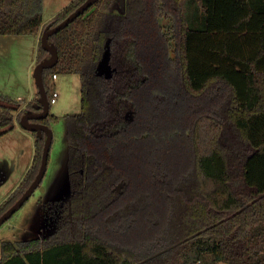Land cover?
Masks as SVG:
<instances>
[{"label": "trees", "instance_id": "obj_1", "mask_svg": "<svg viewBox=\"0 0 264 264\" xmlns=\"http://www.w3.org/2000/svg\"><path fill=\"white\" fill-rule=\"evenodd\" d=\"M85 1L44 25V0H0V36L43 34ZM183 3L99 0L50 37L49 99L54 75L81 80L69 202L48 238L3 242L0 264H264V0H198L191 18ZM38 98L19 111L0 94V138ZM33 134L0 217L39 172L45 137Z\"/></svg>", "mask_w": 264, "mask_h": 264}, {"label": "rangeland", "instance_id": "obj_2", "mask_svg": "<svg viewBox=\"0 0 264 264\" xmlns=\"http://www.w3.org/2000/svg\"><path fill=\"white\" fill-rule=\"evenodd\" d=\"M46 1L49 5L54 2ZM196 1L198 2L193 0L197 5ZM67 2L70 1L61 0L52 7L55 9L59 4H69ZM193 2L187 3V0H184L183 3L189 18L192 11H195ZM51 8L49 7L50 11ZM39 45L35 35L0 36V94L21 103L19 111L27 108L34 96L39 97L34 78V70L39 63ZM55 90L60 97L56 104L51 105L50 114L58 119L50 123L54 139L48 169L41 186L29 201L0 227V259L3 242L44 240L52 235L60 226L65 205L69 202V143L66 117L81 111L80 77L76 74H61L59 80L55 81ZM34 139L35 136L23 127L17 130L15 128L0 138V201L16 188L24 172H28L33 163ZM187 254L189 257L195 256L194 250L190 248L187 249ZM207 258L211 260L212 256ZM181 262L183 263L184 259Z\"/></svg>", "mask_w": 264, "mask_h": 264}, {"label": "water", "instance_id": "obj_3", "mask_svg": "<svg viewBox=\"0 0 264 264\" xmlns=\"http://www.w3.org/2000/svg\"><path fill=\"white\" fill-rule=\"evenodd\" d=\"M98 1L99 0H86L61 23L54 27H52V25H48L43 31V34L41 36L42 48L50 53V57L39 62L34 70V78L38 87L39 94L38 101L34 104L35 111H27L22 116L19 122L25 130L31 133H37V135L41 138L45 137L41 165L39 172L30 187L23 193V195L18 199V201L0 217V227L9 219H11L13 215L18 212L29 201L35 191L41 186L48 169L54 137L50 125L40 122L48 118L51 111V102L44 81V71L46 69L53 68L57 65L59 61V52L56 46L49 42V39L52 35L68 27L78 17L83 15L92 6H94Z\"/></svg>", "mask_w": 264, "mask_h": 264}, {"label": "crops", "instance_id": "obj_4", "mask_svg": "<svg viewBox=\"0 0 264 264\" xmlns=\"http://www.w3.org/2000/svg\"><path fill=\"white\" fill-rule=\"evenodd\" d=\"M59 1H61V0H54V2H53V4L52 5H49V2L47 3V1L46 0H44V14H43V18H44V25L45 24H47L49 21H51L56 15H58L62 10H64L68 5H70L74 0H69L70 2H67V3H69V4H64V6H61V4H59L60 6H58L57 8H55V9H53V5L54 4H57V3H59ZM68 1V0H67ZM65 5H67V6H65ZM49 7L51 8V11L49 10ZM47 14H49L48 15V17H47ZM35 37H36V42L39 44V42H40V40H41V34H39V35H35ZM59 78H60V75L58 76V78L57 79H53V85H54V89H55V81L56 80H59ZM56 91V90H55ZM59 97H60V94H59ZM34 99H36V96H34V98H33V100ZM30 103V102H29ZM20 127H22V126H20V123H18V122H16V130L18 129V128H20ZM33 134V133H32ZM34 135V134H33ZM35 140V139H34ZM34 156H35V153H34ZM33 159H34V157H33ZM32 165V164H31ZM31 167V166H30ZM26 173L27 172H24V174H23V176H22V178H21V180H20V182H18V184H20L21 183V181L24 179V177H25V175H26ZM17 184V186H16V188L19 186ZM16 188H13L12 189V191L14 192L15 191V189ZM9 192V194L3 199V200H1L0 201V205L13 193V192ZM14 243V242H13Z\"/></svg>", "mask_w": 264, "mask_h": 264}, {"label": "built area", "instance_id": "obj_5", "mask_svg": "<svg viewBox=\"0 0 264 264\" xmlns=\"http://www.w3.org/2000/svg\"><path fill=\"white\" fill-rule=\"evenodd\" d=\"M57 78H58V75H54V76H53V79H57ZM58 98H59V93H58L57 91H55V92L53 93V97H52V99L50 100L51 105L56 104L57 101H58Z\"/></svg>", "mask_w": 264, "mask_h": 264}, {"label": "flooded vegetation", "instance_id": "obj_6", "mask_svg": "<svg viewBox=\"0 0 264 264\" xmlns=\"http://www.w3.org/2000/svg\"><path fill=\"white\" fill-rule=\"evenodd\" d=\"M29 111V110H28ZM33 111H35L34 109H33ZM40 122H42L43 123V120L42 121H40Z\"/></svg>", "mask_w": 264, "mask_h": 264}]
</instances>
